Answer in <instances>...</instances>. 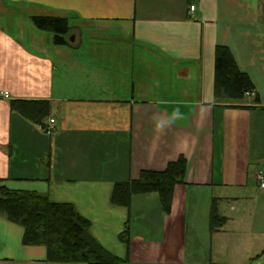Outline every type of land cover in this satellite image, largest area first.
<instances>
[{"label":"crops","instance_id":"0c3cea01","mask_svg":"<svg viewBox=\"0 0 264 264\" xmlns=\"http://www.w3.org/2000/svg\"><path fill=\"white\" fill-rule=\"evenodd\" d=\"M34 16L66 17L69 44ZM218 46L254 94L216 98ZM0 92L1 184L71 204L121 264H264V0H0ZM14 100L48 101L43 125ZM181 155L169 214L155 192L113 204L117 183ZM215 203L227 221L212 231ZM23 237L0 216V264H71Z\"/></svg>","mask_w":264,"mask_h":264},{"label":"trees","instance_id":"16d2710c","mask_svg":"<svg viewBox=\"0 0 264 264\" xmlns=\"http://www.w3.org/2000/svg\"><path fill=\"white\" fill-rule=\"evenodd\" d=\"M34 25L41 31L53 32L56 45H68L72 32L66 17L34 16ZM255 93L249 75L240 70L231 50L218 46L215 62V96L218 99L241 100ZM259 103V97L256 96ZM13 110L31 121L42 124L49 115L48 101L14 100ZM43 125V124H42ZM187 159L184 156L168 164L163 171H142L139 179L116 184L112 202L127 208L134 195L158 193L163 211L169 214L178 184L185 183ZM0 216L24 227L25 245L45 246L47 261L71 264H121L126 261L101 246L90 234V221L81 216L71 204H58L34 192L10 190L0 182ZM211 230L223 227L227 219L219 214L217 204L211 209ZM127 245L129 228L120 235ZM216 264V263H212Z\"/></svg>","mask_w":264,"mask_h":264},{"label":"built area","instance_id":"2783aa9c","mask_svg":"<svg viewBox=\"0 0 264 264\" xmlns=\"http://www.w3.org/2000/svg\"><path fill=\"white\" fill-rule=\"evenodd\" d=\"M196 9L195 5H191L190 6V13L194 12ZM0 97L2 98H9L10 95L8 92H0ZM55 120L51 119L49 124H46L43 126V130L45 131V133H47L48 135H52L54 133V127L52 126V124H54ZM257 179L259 181L260 187L264 188V175L262 173H259L257 175Z\"/></svg>","mask_w":264,"mask_h":264},{"label":"rangeland","instance_id":"374dc122","mask_svg":"<svg viewBox=\"0 0 264 264\" xmlns=\"http://www.w3.org/2000/svg\"><path fill=\"white\" fill-rule=\"evenodd\" d=\"M48 34V36H50V37H52V38H54V33L53 32H47ZM73 37V33H70L66 38L67 39H69V40H71V38ZM140 226L141 228H136V226ZM143 225L142 224H138V223H135L134 224V229H133V231H135V229H137V230H139L140 232H142V234H148L149 232H145L144 230V228L142 227ZM142 229H144V230H142ZM245 264H251V262H249V261H247Z\"/></svg>","mask_w":264,"mask_h":264}]
</instances>
